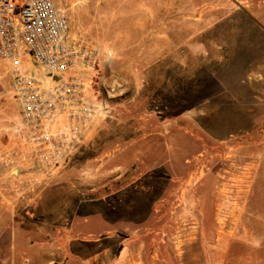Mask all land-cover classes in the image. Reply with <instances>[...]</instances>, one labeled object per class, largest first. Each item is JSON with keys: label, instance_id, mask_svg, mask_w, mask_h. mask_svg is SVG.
Here are the masks:
<instances>
[{"label": "rangeland", "instance_id": "1", "mask_svg": "<svg viewBox=\"0 0 264 264\" xmlns=\"http://www.w3.org/2000/svg\"><path fill=\"white\" fill-rule=\"evenodd\" d=\"M55 2L101 48L109 112L49 179H0V264H264V0Z\"/></svg>", "mask_w": 264, "mask_h": 264}, {"label": "built area", "instance_id": "2", "mask_svg": "<svg viewBox=\"0 0 264 264\" xmlns=\"http://www.w3.org/2000/svg\"><path fill=\"white\" fill-rule=\"evenodd\" d=\"M20 3L17 23L15 0H0V61L18 111L0 150V179L17 167L46 180L108 114L96 92L109 65L95 40L70 28L55 0Z\"/></svg>", "mask_w": 264, "mask_h": 264}, {"label": "crops", "instance_id": "3", "mask_svg": "<svg viewBox=\"0 0 264 264\" xmlns=\"http://www.w3.org/2000/svg\"><path fill=\"white\" fill-rule=\"evenodd\" d=\"M259 76H264V75H259ZM76 235H79V233L75 232ZM3 238V234L2 232L0 231V241L2 240ZM77 240L76 237H71L70 235H66L64 236L63 238H61V242H60V248H61V251H60V254L61 255H64V256H74L73 252V243ZM28 258L29 260L28 261H31L33 264H48L49 261L46 260L49 255L48 253L43 250V251H37L36 252V249L34 248H30L28 250ZM75 253V252H74ZM40 259V260H37V259Z\"/></svg>", "mask_w": 264, "mask_h": 264}]
</instances>
